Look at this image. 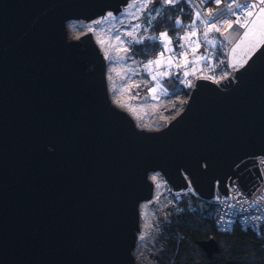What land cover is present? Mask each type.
<instances>
[{"label": "water", "instance_id": "1", "mask_svg": "<svg viewBox=\"0 0 264 264\" xmlns=\"http://www.w3.org/2000/svg\"><path fill=\"white\" fill-rule=\"evenodd\" d=\"M127 2L0 0V264H138L152 173L210 200L234 178L249 195L264 179L249 166L264 155V42L233 78L199 77L167 125L142 129L110 99L93 33L67 29Z\"/></svg>", "mask_w": 264, "mask_h": 264}, {"label": "rangeland", "instance_id": "2", "mask_svg": "<svg viewBox=\"0 0 264 264\" xmlns=\"http://www.w3.org/2000/svg\"><path fill=\"white\" fill-rule=\"evenodd\" d=\"M98 21L99 23H97ZM121 21L122 19L119 18L116 24L110 23L102 16L95 18L93 21L72 19L68 23L67 29L70 39H79L87 32L93 33L94 41L99 48L103 49H100V51L104 54L106 60V77L110 99L120 109L126 110L137 122L138 127L151 130L156 128L157 124H161L171 117L165 108L159 107L162 102L157 100L170 92L169 85L174 80L179 79L180 85H184L191 90L192 86L186 85L188 78L193 83L197 77L208 73L210 69L213 70L211 73L215 78L222 75L211 66H214L212 62L217 54V47L224 49V45H226L223 34L229 29V22L227 25H221L222 33L215 31L214 28L209 30L210 26H218L217 22H213L208 26L204 25L205 27L203 26L201 30L200 25L196 26L186 31V35L184 32L182 40L187 39L188 36L190 41L187 45L191 55L185 60L178 61L177 56L171 51L174 44L168 33L167 39L162 40L163 50L159 55L147 60L137 59L130 53V50L133 49V43L146 37L148 34L143 35V31L147 32L150 29L142 23L138 24L137 21L130 23L128 29H126L124 25L120 24ZM135 25H139V28H134ZM245 31L244 28L228 53L230 66L235 69L243 66L264 42L257 34L244 38V42L241 43ZM129 32L132 35H127ZM205 32H208L207 41L214 40L215 44L206 41ZM192 33H195V35H192ZM156 40L161 41L160 35L156 37ZM101 41H104V43H101ZM234 48L235 51L233 52ZM157 60L160 61L159 64L149 63V61ZM142 72H146L150 78L148 81L151 82V87L147 91H144L142 86L145 81ZM181 77L182 79H180ZM151 177L156 182L154 200L144 202L140 206V229L137 232L138 238L133 254L138 264H165L159 260L157 255L156 240L161 230L160 217L164 214V208L168 205L167 196L164 195L165 198L162 197L157 206H150V204L151 202H157L160 193L168 191V189L160 173H156Z\"/></svg>", "mask_w": 264, "mask_h": 264}, {"label": "trees", "instance_id": "3", "mask_svg": "<svg viewBox=\"0 0 264 264\" xmlns=\"http://www.w3.org/2000/svg\"><path fill=\"white\" fill-rule=\"evenodd\" d=\"M144 14L142 18H144ZM189 23V26L187 24ZM198 24L191 6L186 0L176 1L173 4H162L160 13L155 17L147 35L141 41H136L130 50L137 59H151L163 50L162 41L156 37L166 31L173 43L177 44L180 35L186 27L195 28ZM202 28H200L201 30ZM217 55L224 54V49L217 47ZM144 75V91L149 90L151 82L149 75ZM174 80L169 85L170 92L163 95L159 107L165 108L170 118L159 125H166L168 120L180 112L188 98L190 89L184 88ZM168 191L160 193L157 202L167 196L168 205L160 217L161 230L156 240V249L159 260L165 264H264V232L237 226L229 232L221 231L217 225L216 204L214 199L200 197L194 189L175 193L173 187L164 179ZM165 188V187H164ZM215 238L219 242V252L212 256L207 254L199 241Z\"/></svg>", "mask_w": 264, "mask_h": 264}, {"label": "built area", "instance_id": "4", "mask_svg": "<svg viewBox=\"0 0 264 264\" xmlns=\"http://www.w3.org/2000/svg\"><path fill=\"white\" fill-rule=\"evenodd\" d=\"M176 1L180 0H174V2ZM186 1L191 6L194 16H196L197 18V21L199 23L197 26L200 25L201 28H203L204 25L208 26L213 22H217L218 26L220 27L219 33H222L221 25H227L228 22L233 25L232 28H229L223 34V37H225L224 43L226 44L224 45V54H221L217 57L215 56L213 59L214 61L212 62V65L214 66H211L214 70L220 72L222 75L219 78H215L211 73V71L213 70L210 69L208 73L200 75L199 77L212 79L216 82L222 81L223 79H226L230 76L233 78L236 71L234 67L232 68L230 66L228 53L232 44L239 38L244 30V28H241L239 25L235 24V21L238 17H242L246 14L242 9L235 8L234 5L236 3L244 4L246 2L251 4L254 3L255 0H220V3H216L215 0ZM174 2H166V0H128L127 4L123 5L124 7L122 6L121 11H119L117 14L112 11H107L106 14L102 17L109 20L110 23L114 24H116L119 18H121L122 21L120 22V24L124 25L126 29H128V25L130 23H134V21H137L138 24L142 23V25L150 27L153 24L155 17L160 13L162 4H173ZM145 3L147 4V6L141 7V5ZM132 4H135L136 6L130 7V5ZM229 5H233L231 11L228 10ZM198 12L201 14L199 17H197ZM109 14H111V17H109ZM143 14L145 16L144 18H142ZM203 21H207L208 23H202ZM187 26H189V23L187 24ZM186 28V31L192 29L189 27ZM186 31L185 35L187 33ZM163 33L167 32L164 31ZM183 33L180 35L181 41H179L177 44L173 43L174 45L171 48V51H173L177 56L178 61H181L183 59L185 60L188 56L191 55V52L187 45L190 40L188 39V36L187 39L182 40V38L184 37ZM162 40L163 39L161 38V41ZM181 45H183V47H181ZM199 77H197L195 81ZM180 79H182V77ZM195 81L192 83L190 78H188L186 85H191V88H193V86L195 85ZM183 87L188 89L184 85ZM170 120H168V122ZM164 126L165 125H159L156 126V128H161ZM250 157H256L258 163L250 164L249 166L260 165V169L264 177V155L260 154ZM154 174L156 173H152L151 176ZM164 179L165 178L163 177V180ZM257 179L260 184L250 193V195L242 187L237 178H234L232 183L227 182V194L221 193L219 191L216 192L214 196V202L217 208L215 219L221 231L229 232L234 227L243 226L260 233L264 232V179L260 180L258 175ZM191 189L192 187L188 190ZM188 190L182 189V191H174L175 193L180 194L183 191Z\"/></svg>", "mask_w": 264, "mask_h": 264}, {"label": "snow or ice", "instance_id": "5", "mask_svg": "<svg viewBox=\"0 0 264 264\" xmlns=\"http://www.w3.org/2000/svg\"><path fill=\"white\" fill-rule=\"evenodd\" d=\"M166 2H174V0H166ZM216 3H220V0H215ZM135 4L130 5V7H135ZM147 4H142L141 7H146ZM233 5H229L228 10H232ZM235 8L242 9L246 14L242 17H238L235 21V24L239 25L241 28H245L246 31L244 32V37L241 38V43L244 42V38L251 36H255L259 34L262 41H264V0H255L254 3H236L234 5ZM211 14V13H209ZM201 14L198 12L197 17H199ZM111 16V14H109ZM99 23V21L97 22ZM202 23H208L207 21H203ZM229 28H232L233 25L229 24ZM134 28H139V25H135ZM214 28L215 31H220L219 26H210L209 30H212ZM127 35H132L131 32L127 33ZM192 35H195V33H192ZM205 39L207 41L208 32L204 33ZM162 39H167V33H161ZM170 42V41H169ZM208 43L215 44V41H207ZM101 43H104V41H101ZM167 47V45H166ZM183 47V45H181ZM239 47V45H237ZM235 51V48L233 49V52ZM149 63H156L159 64L160 61H149ZM155 91V89H153ZM155 98V97H154ZM155 179V177H154Z\"/></svg>", "mask_w": 264, "mask_h": 264}, {"label": "bare ground", "instance_id": "6", "mask_svg": "<svg viewBox=\"0 0 264 264\" xmlns=\"http://www.w3.org/2000/svg\"><path fill=\"white\" fill-rule=\"evenodd\" d=\"M101 50H103L102 48H100Z\"/></svg>", "mask_w": 264, "mask_h": 264}]
</instances>
